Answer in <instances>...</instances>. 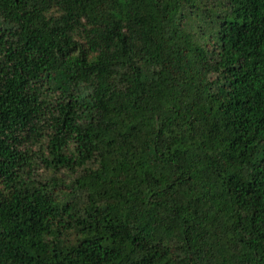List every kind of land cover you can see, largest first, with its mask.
<instances>
[{"label": "trees", "instance_id": "16d2710c", "mask_svg": "<svg viewBox=\"0 0 264 264\" xmlns=\"http://www.w3.org/2000/svg\"><path fill=\"white\" fill-rule=\"evenodd\" d=\"M0 264H264V0H0Z\"/></svg>", "mask_w": 264, "mask_h": 264}]
</instances>
